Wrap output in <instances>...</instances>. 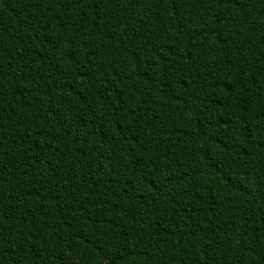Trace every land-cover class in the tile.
I'll list each match as a JSON object with an SVG mask.
<instances>
[{"label": "trees", "instance_id": "1", "mask_svg": "<svg viewBox=\"0 0 264 264\" xmlns=\"http://www.w3.org/2000/svg\"><path fill=\"white\" fill-rule=\"evenodd\" d=\"M0 264H264V0H0Z\"/></svg>", "mask_w": 264, "mask_h": 264}]
</instances>
